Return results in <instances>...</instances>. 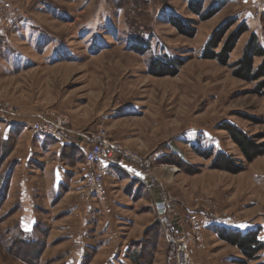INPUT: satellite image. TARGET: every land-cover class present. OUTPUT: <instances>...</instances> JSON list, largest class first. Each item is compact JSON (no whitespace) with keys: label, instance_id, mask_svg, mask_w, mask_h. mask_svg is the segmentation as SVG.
<instances>
[{"label":"rangeland","instance_id":"1","mask_svg":"<svg viewBox=\"0 0 264 264\" xmlns=\"http://www.w3.org/2000/svg\"><path fill=\"white\" fill-rule=\"evenodd\" d=\"M254 46L264 52V0H0V118L33 123L63 117L69 135L84 141L103 131L149 160L140 168L152 180L151 192L110 175L108 193L123 207L114 212L125 219L114 226L119 242L129 239L135 253L141 246L144 251L129 264H174L165 227L175 219L180 232L188 231L186 208L219 221L199 233L203 248L191 245L196 264L264 263V152L249 160L246 154L254 151H242L230 131L264 145V76H238V63ZM157 59L182 65L173 75L157 76ZM262 62L252 57L251 75ZM17 132L0 140V191L25 153ZM218 154L229 156L230 164H214ZM31 174L39 190L38 226L22 233L15 198L4 199L0 264H64L71 244L61 229L74 218L65 212L69 199L49 207L48 180L37 169ZM81 193V203L103 198ZM162 200L171 202L165 218L154 209ZM95 227L88 264H101L111 252L96 253ZM222 229L257 232L262 252L249 259L217 235ZM115 264L122 263L117 258Z\"/></svg>","mask_w":264,"mask_h":264},{"label":"crops","instance_id":"2","mask_svg":"<svg viewBox=\"0 0 264 264\" xmlns=\"http://www.w3.org/2000/svg\"><path fill=\"white\" fill-rule=\"evenodd\" d=\"M248 1L250 2V0ZM30 124L23 120L0 118V140L2 142L9 140L10 134L18 131L16 134L19 135V139L23 142L25 150L24 155L18 159L17 169L10 177L5 198V204L13 197L16 200L19 213L17 219L18 229L24 234H33L39 223L38 205L36 203V194L39 193V190L32 181L33 176L31 174L33 169H37L41 172V177L48 180V187H46L44 194L49 207L69 199L65 202L67 208L65 212L68 213L71 219L74 218L70 221L71 225L68 228L65 226L61 229L64 233L63 239L71 244L69 253L67 251L64 253V264L84 263L91 241L90 233L94 225L96 230L98 227L100 228L98 236H94L96 237V242H98V246L96 245L95 247L96 253L99 254L100 250L104 248L111 250L101 264H115L117 258L122 264H129V260L132 261L135 254L140 252V249L139 252L136 251L135 253V248H130L129 246V239L119 242L120 233L115 230L114 226L125 219L114 212V208L122 209L123 207L116 199H112L108 193L110 192V187H112L110 184L113 181L110 175L115 176V181L123 176L131 184L136 185V188L141 187L144 191L151 192L150 189H147V186L152 180L145 172L146 170H142L135 165L128 166L125 169H110L105 180L107 185L109 184V191L107 190L106 195L94 203L92 201L81 203V200L76 201V197L82 191V172L84 173L87 168L84 162V152L87 149V145L74 135H70V137L73 142L78 143L77 146L57 144L50 138L33 135L29 130ZM37 153L38 156H36ZM39 154L42 156L41 160L38 159ZM80 157L82 160L79 162L78 159ZM72 161H76V167L74 168L69 165ZM134 193L135 191L130 195L131 197H127L128 200L132 201ZM174 205L176 206V204ZM185 210L190 212L191 209L186 208ZM100 215L104 216V222L100 221L99 223L98 216ZM168 220L170 221V219ZM172 220L169 225L179 230L180 226L177 221L175 219ZM210 228H213V226L207 228V232L211 231ZM98 238L100 239L98 240ZM100 241L102 242L100 243ZM197 264L199 263L197 262Z\"/></svg>","mask_w":264,"mask_h":264},{"label":"built area","instance_id":"3","mask_svg":"<svg viewBox=\"0 0 264 264\" xmlns=\"http://www.w3.org/2000/svg\"><path fill=\"white\" fill-rule=\"evenodd\" d=\"M66 125L65 118L53 116L51 120L31 123L29 130L33 135L50 138L57 144L77 146L78 143L71 140L70 133L65 129ZM83 138L87 145L84 152V162L87 168L83 176L84 189L81 194L86 199L105 196L104 183L110 169H125L129 163L142 168L150 164L148 159H142L136 153L110 140L103 131L89 133ZM170 204L171 202L164 200L155 203L156 214L160 218H165ZM183 221L187 223L189 230L180 232L170 225L166 226V242L173 253L174 264H196L191 253V245L195 246V249L203 248L199 233L211 226H216L219 221L210 213L194 214L191 212H186Z\"/></svg>","mask_w":264,"mask_h":264},{"label":"trees","instance_id":"4","mask_svg":"<svg viewBox=\"0 0 264 264\" xmlns=\"http://www.w3.org/2000/svg\"><path fill=\"white\" fill-rule=\"evenodd\" d=\"M177 24H180L177 22ZM175 26L179 28V25ZM181 30V29H180ZM183 32V31H182ZM224 55V54H223ZM225 56V55H224ZM223 56V57H224ZM219 57V56H218ZM252 57H263V62L259 69L257 70L258 72L254 75H251V59ZM204 58L211 59L212 55H204ZM181 62L178 61L177 59H163V60H154L152 62V67L154 68V72L156 71L157 76H165V75H173L177 68L181 66ZM238 76L239 78L249 81L254 78H260L264 76V52L261 49H258L256 46L254 48L249 47L242 60L238 63ZM231 131V136L233 140L240 141L238 142L239 146L241 147L242 151H245V148L250 147L253 151L254 154L252 155H247L248 159L250 160L255 154H260V152H264L262 148H264V145H257L254 144L249 138H247L244 134H242L238 130H230ZM262 150V151H260ZM252 153V151H251ZM230 164V159L229 156H225L223 154H218L214 160V164ZM223 170V169H222ZM9 184V178L6 183V187L0 191V205L4 201L6 197V192H7V187ZM214 228V227H213ZM223 231H220L217 233L219 237H222L224 240H226L228 243H230L233 246H236L246 257L249 259H257L256 254L262 252L263 250V244L258 240V233L257 232H249L246 234H241V233H233L229 232L226 229H222ZM35 243H32V245ZM171 250V249H170ZM144 254L142 246L140 247V252L135 254V256L132 258V261L134 263L139 262V259L142 258V255ZM87 260H84L83 264H86ZM259 264H264L263 262H260Z\"/></svg>","mask_w":264,"mask_h":264},{"label":"bare ground","instance_id":"5","mask_svg":"<svg viewBox=\"0 0 264 264\" xmlns=\"http://www.w3.org/2000/svg\"><path fill=\"white\" fill-rule=\"evenodd\" d=\"M166 168H171V167H167V166H166ZM173 170H174V169H173ZM174 171H175V170H174Z\"/></svg>","mask_w":264,"mask_h":264}]
</instances>
